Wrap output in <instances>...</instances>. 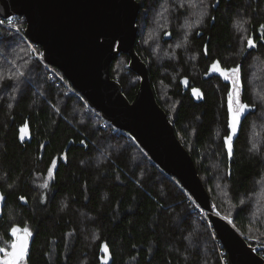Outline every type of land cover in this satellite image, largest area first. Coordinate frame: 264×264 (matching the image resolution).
Listing matches in <instances>:
<instances>
[{
	"label": "trees",
	"instance_id": "obj_1",
	"mask_svg": "<svg viewBox=\"0 0 264 264\" xmlns=\"http://www.w3.org/2000/svg\"><path fill=\"white\" fill-rule=\"evenodd\" d=\"M214 1L217 5L199 36H191L186 53L176 51L177 62L159 66L144 49L137 46L136 52L148 67L157 103L191 155L212 206L251 246L264 248V96L255 97L248 83L252 58L264 61V0ZM240 29L252 36L254 49L244 52ZM20 40L0 30L4 51L0 56L11 61H0L5 78L0 100V192L6 197L0 239L10 240V225L15 222L31 232L30 249L21 263L100 264L99 250L105 243L111 264H222L224 248L179 182L156 167L135 141L101 126L77 97L50 83ZM194 54L196 71L186 62V55ZM119 57L128 61L126 55ZM117 59L110 74L131 102L139 79L124 67L126 75L117 80L113 72ZM213 61L230 70L241 66L242 87H236L250 107L230 166L223 144L228 135V88L207 75ZM12 66L21 69L17 81L8 71ZM182 76L189 78L201 99L195 101L188 90L182 93ZM129 77L136 79L130 86ZM159 81L168 88L166 102L160 98ZM25 126L30 141L25 134L20 140ZM259 255L264 258V250Z\"/></svg>",
	"mask_w": 264,
	"mask_h": 264
},
{
	"label": "water",
	"instance_id": "obj_2",
	"mask_svg": "<svg viewBox=\"0 0 264 264\" xmlns=\"http://www.w3.org/2000/svg\"><path fill=\"white\" fill-rule=\"evenodd\" d=\"M139 7L135 0H0V19H24V36L41 48L43 61L61 72L87 105L114 129L129 134L167 177L179 182L194 204L207 213L215 238L227 253L228 264H264V258L259 255L264 248L251 246L230 221L216 214L191 155L157 103L148 67L135 50ZM120 55L128 56L125 69L139 79L131 102L110 74L111 65ZM231 71L237 72V85L242 87L241 66ZM180 83L185 91L189 80L184 78ZM227 112L230 133L224 137L223 144L230 166L234 142L250 112L245 107L238 119H233L237 112L232 108V88ZM24 134L30 141L27 126L20 129L21 141L26 139ZM5 202L6 197L0 192V219ZM30 241L26 233L16 237V248L12 246L9 251L13 264H20L25 258ZM14 253L18 258L13 259ZM99 259L100 264L112 262L105 243L100 247Z\"/></svg>",
	"mask_w": 264,
	"mask_h": 264
},
{
	"label": "rangeland",
	"instance_id": "obj_3",
	"mask_svg": "<svg viewBox=\"0 0 264 264\" xmlns=\"http://www.w3.org/2000/svg\"><path fill=\"white\" fill-rule=\"evenodd\" d=\"M211 1L213 2L214 0H166L165 3H163L164 5L158 8H155V10L152 11V13H155V15L153 16V22L148 24V28H144L142 30V34L140 31V35H141L140 42H139L140 49L142 50L144 49L146 53L151 57L150 60L153 59L156 65L163 66V63L166 61L177 62L178 57H177L176 51L179 50L182 53L183 52L186 53V49L188 48L189 43L190 42L192 43L191 36L199 34L204 29L205 21L209 15V6L211 7V4H212ZM164 6H165V9H163ZM176 9H178V12H174ZM263 10H264V5H263ZM18 23L20 25V30L24 31L25 24H22L20 20H18ZM237 24H238V21H237ZM168 30H170L174 34L175 39L173 41H169V43H166L168 41L163 42L161 41V39H162L163 33ZM239 32H240L239 39L243 45L244 52L245 51L248 52L254 49L256 44L254 43V39L252 38V36H249L247 34L248 32H245L242 29H240ZM18 38L21 39L20 41H22V43L27 45L26 40L23 37L18 36ZM249 40L253 42L254 46H249V43H248ZM0 52L4 53L2 49ZM2 59H3L2 56H0V61H4V62H7L8 64H11V61L5 60V59L2 60ZM197 59H198L197 54H194L192 56L186 55L187 65L189 66L190 64L193 71H196L197 69V66H198ZM127 63L128 61H126L123 57H119L115 61L114 66H113V72L116 74L115 77L117 80H119L120 76L126 75L127 71L124 70V67ZM8 71L11 77H13L15 81H17L19 79V76H21L20 68H15L12 66V67H9ZM249 71L251 73L248 79V83L250 87H252L253 95H255V97H258L257 95L261 97L264 96V61L263 59L257 56H255V58H252L249 64ZM174 73L176 72L174 71ZM174 73L172 72L173 76H175ZM4 79L5 78L4 77L2 78L1 73H0V100L2 97L1 96V90H2L1 85ZM21 79L23 78L21 77ZM136 79H134L133 77H129L127 80L128 86L133 85L136 82ZM160 83L162 82L159 81V84L157 87L159 88L158 90L159 95L161 94L160 98L162 102H166V100H168L170 96L169 91L166 86H163ZM38 92L41 94V97L45 96L44 91L42 92L39 89ZM234 94L237 96V91H235ZM59 111L60 110L58 109L57 112ZM215 211H216V214L220 215L216 209ZM199 215H202L203 220L205 219L207 220L208 218L207 213L205 214L200 213ZM225 219L230 221L227 218ZM11 220H14V219H11ZM14 224L15 225L13 224L10 225V229H11L9 231L10 240H6L5 237H2L0 239V264H10V261L12 262V259L9 256V251L12 248L13 244L15 243L16 237L19 234L26 233L29 235V237H31V232L27 228H24V229L20 228L19 226H17L16 222ZM242 236L244 237V235ZM246 239L248 240V238ZM215 241L216 239H214V243ZM222 264H224L223 260H222Z\"/></svg>",
	"mask_w": 264,
	"mask_h": 264
},
{
	"label": "flooded vegetation",
	"instance_id": "obj_4",
	"mask_svg": "<svg viewBox=\"0 0 264 264\" xmlns=\"http://www.w3.org/2000/svg\"><path fill=\"white\" fill-rule=\"evenodd\" d=\"M135 1L140 6L139 11H138L137 20H136V25H137V29H138V35H137V39H136V43H135V50H136V47L139 46V42H140V37H141L140 31H142L144 28H148V24L153 22V16L155 15V13H152V11L155 10V8H158L162 5H164L163 3H165L166 0H158L155 4H151V2H150L151 0H135ZM206 4H207V2H206ZM216 5H217V1H213L211 4V7L209 6V12H211L212 8H214ZM163 9H165V6ZM174 12H178V9H176ZM171 16H173V15H171ZM212 20H214V18H212ZM198 36H199V34L196 35V37H198ZM171 39H172L171 33H170V30H168V31L163 33L161 41L166 42V41H170ZM197 68H198V66H197ZM207 75L215 76V77H217V79H221V81L228 88V91H226L227 92L226 97L228 96V98H229V92L231 91V88H232V108H233L234 112H237V110L240 109L242 105H246L241 99V92L239 94V90L236 87L237 75H238L236 71H231L230 69L222 68L220 65H218L217 61H213V62H210L208 64ZM184 78L189 80V78L184 77V76L179 78V85L181 86L182 93L184 94L188 90L187 93L195 101L201 99L202 94H200L199 91L196 88H194V86H192L190 84V81H189V84H188V87L186 88V90L183 91V87H182L180 82ZM235 91H237V96L234 94ZM228 98L226 99V101H228ZM246 107L250 108L247 105H246ZM226 108H227V102H226ZM227 115H228V112H227ZM229 133L230 132H229V127H228V134Z\"/></svg>",
	"mask_w": 264,
	"mask_h": 264
},
{
	"label": "built area",
	"instance_id": "obj_5",
	"mask_svg": "<svg viewBox=\"0 0 264 264\" xmlns=\"http://www.w3.org/2000/svg\"><path fill=\"white\" fill-rule=\"evenodd\" d=\"M19 19L20 18H15V19L7 20V21L0 19V30L4 29L7 31H10V32H12V33H14L20 37H23L26 40V38L24 36V31L20 30V25L18 23ZM24 30H25V28H24ZM26 43L30 49V53L32 54L33 58H35L41 64L42 69L46 75V78L48 79V81L50 83H54L56 86H60L64 90L66 95H74L75 97H77L84 104L86 112L92 114L93 117L101 120V126H110L111 128H113L108 122L103 120L97 112H95L93 109H91L87 105V103L82 98V96L80 94H78L72 88L70 83L63 77L61 72H59L55 67H53V66H51V65H49L43 61V53H42L41 49L39 50L36 45L29 43L27 40H26ZM114 130H116V129H114ZM125 135H127L131 140L134 141V139L129 134H125ZM220 255L222 256L223 262L224 263L227 262V264H228L227 259L225 258L226 261L224 259V256L227 257V253L224 249L220 250Z\"/></svg>",
	"mask_w": 264,
	"mask_h": 264
},
{
	"label": "snow or ice",
	"instance_id": "obj_6",
	"mask_svg": "<svg viewBox=\"0 0 264 264\" xmlns=\"http://www.w3.org/2000/svg\"><path fill=\"white\" fill-rule=\"evenodd\" d=\"M261 27H264V26H261ZM248 43H249V46H254V44L251 40H249ZM245 107L246 106H242L240 109L237 110L236 115L233 117L234 120L238 119L239 114L244 110ZM13 248H16L15 244L13 245ZM23 251H24V246H23V244H21L20 245V254H22ZM15 258H18V254H16V253L13 254V259H15ZM10 264H13V262L10 261Z\"/></svg>",
	"mask_w": 264,
	"mask_h": 264
},
{
	"label": "bare ground",
	"instance_id": "obj_7",
	"mask_svg": "<svg viewBox=\"0 0 264 264\" xmlns=\"http://www.w3.org/2000/svg\"><path fill=\"white\" fill-rule=\"evenodd\" d=\"M25 22V21H24ZM38 48H40L39 46H37ZM41 49V48H40ZM92 109V108H91ZM94 110V109H93ZM95 111V110H94ZM96 112V111H95ZM98 113V112H97ZM100 115V113H98ZM101 116V115H100ZM102 118V116H101ZM103 119V118H102ZM104 120V119H103ZM190 196V195H189ZM192 199V198H191ZM193 201V200H192ZM194 203V202H193ZM195 205V204H194ZM196 206V205H195ZM197 207V206H196ZM198 208V207H197ZM199 209V208H198ZM201 212L200 213H205L204 211H202L201 209H199Z\"/></svg>",
	"mask_w": 264,
	"mask_h": 264
}]
</instances>
